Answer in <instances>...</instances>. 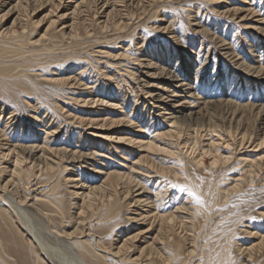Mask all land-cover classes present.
<instances>
[{"label": "rangeland", "instance_id": "374dc122", "mask_svg": "<svg viewBox=\"0 0 264 264\" xmlns=\"http://www.w3.org/2000/svg\"><path fill=\"white\" fill-rule=\"evenodd\" d=\"M149 1H146L147 3L145 1H142L141 3L140 1L137 2V0H107V3L109 5L107 4V7L103 8L104 10L98 9L96 12H94V10L88 11L82 7L80 15L79 14L76 15L79 19L75 15L73 16L70 15L65 18H58V16L64 11L62 12L56 11L55 13H49V15H47L46 13H48L50 5L48 6L44 5L45 7L42 6L41 10L40 8L36 9L38 11H36L33 14H30L28 18L25 17V22L27 23L25 30L23 29L22 24L16 25L17 31L22 34L24 33L23 35L26 36V38H24V44L26 41H28L27 40L28 38L37 39L38 38L37 35L38 34L40 35V33L41 34L44 33V31L47 29L46 30L47 35L44 37L43 40H41L39 44L37 43L28 46L25 45L26 47L25 50L27 49L25 51L26 52L25 57H27L25 58L26 61L27 60L31 61L30 59L33 58V61H31L32 65L30 66L31 68L30 67L27 68L30 70V71L27 70L28 71L27 74L32 82L35 80L33 82V88L38 90L36 92L32 90L31 91L29 90V92L28 91L25 92L24 93L25 99L23 98V93H21L22 95L18 94L15 97L8 96L6 94H5L6 96L4 94H0V103H1L0 106H2V104L5 103V107L7 108L5 109L4 107L2 113L3 115L0 114L2 115L0 116V124H1L0 126L5 128V130L7 129L6 132L11 133L9 135L11 136L13 135L12 137L14 138H11L13 140L14 139L19 141L23 139L28 140L26 139V137L23 138V136H20L18 138L17 136L19 132L18 128L20 129V127L23 126L22 124H24L23 127L25 129L27 128L26 134L28 136L30 133L31 134L33 133L35 135L38 134L37 135L38 137L36 136L38 138V139L36 138V140H38L37 143L44 144L42 143V141L46 139L45 137H49L45 141V144L50 145L51 147L62 148L63 145L66 146L68 145L67 147L73 148V150L80 149L81 152H86V151L94 152V156H93L94 160L100 159V157H102L101 158L102 160L99 161H101L102 163L101 167L103 168L115 169L118 166H120V168L127 169V166L137 158L134 157L135 155H130L133 156L131 158L127 157L128 154L127 151H132L130 149H135L137 151V156L141 155L142 153L146 154V158L143 161L139 162V164L137 165V167H139V173L142 172V174H144L143 171H148V167H149L148 165L150 164V162H153L156 165L158 164L163 166L167 165L174 167H180V165L184 164L187 167V169L190 170L189 172H191V175H193L194 178H196L197 180L200 179L201 200L203 201V203L209 204V206L212 205L210 203L215 201L216 197L218 196V193H220L219 187L225 189L233 180L237 179L236 177L241 178L240 190L232 192L233 194L232 193L228 194L227 196V198L229 199L228 208H226L224 212H221L220 215L228 216V214L226 215V213L230 212L229 214H231L232 211L234 210L239 217L245 214V218L236 224L237 225L235 231L236 232L235 241L237 243L236 246L241 245L242 248L250 247L249 248L250 252L248 253L253 258H257V260L260 259V262L258 260L260 264H264V241L261 239V236L264 235V160L263 159L261 160V169L257 170L256 172L257 175L256 174L252 175V179L250 181L245 180L244 176L242 178L243 174H241L242 170L246 167V165H244L245 163L243 162V159L245 157L247 158L251 157L254 159L256 157V159H258V157L262 156L264 158V142L261 145H259L262 142V140H264V120H263L264 117L262 118L263 115H255L254 113L245 112V111L244 112L241 111L239 113V110L234 111L233 107L231 108L223 105L222 106L215 105L214 107H209L207 114L206 113L204 114L205 117L202 116V118L195 125H192V127L196 129L195 131L197 134L195 133V136H198V138L201 140L202 145L206 144L208 140H211L210 137L212 138V140L215 141V145L212 149V153H204L201 150L200 153L199 149L193 153L192 151H189L191 149L187 148V145L184 141H186L185 138L192 139L191 136H193L194 134H192L191 130L188 129L187 126L185 127V125L180 126L181 135L177 139V141L175 138H169V137L155 138L156 145L152 149H147L146 147L143 146H137V145L130 146L129 144L124 142L120 137L121 136L128 137L127 135L129 134L124 135L122 132L120 133L119 132L120 129H118L119 127H121L120 125L119 127L117 125H114L113 127H109L108 124L105 127L100 128V126H97L95 124H91V125L88 124L87 120L83 123L81 121V119H85V118L91 120L93 119L99 120L103 118L116 119L120 117V114L122 113L124 114V112L125 113L128 112L127 113L128 115L136 116L139 114L137 111L140 110L143 113L144 112L149 113L150 105L147 102H146L147 105H143L142 103L147 98L144 92L150 90V88L147 87L149 86L148 84H150L152 81H155L156 79L148 78L144 74L147 71L146 68L143 69L144 67H141L142 65L140 63L142 60H148V59H151L153 62L156 63H161L162 58L159 56L158 57L155 56L157 55L155 54L157 52H160L161 55L162 53L163 55H169L168 56L169 58L166 57L168 62H165V66L166 67L168 66L167 69L169 71H172V73L173 71L174 73L177 72L175 75H178V73H180L178 75L180 78L185 73V72H180V70L182 69L181 67L183 65L182 63H184L185 62L184 60H186L184 55H187L190 51H192L193 53L190 52L192 55H189L192 59L193 58L192 56H195L193 54L195 53H197V55L199 54L198 59L195 57L196 58L195 64H197V60L199 61L201 58L203 59L207 57L208 61L206 65H203L204 68L201 69L203 71L206 66L205 69L206 72L203 71L204 73H202L201 70H199L201 72H198L199 74L198 76H200L199 81H201L199 83H203L200 84L202 85L201 87L204 86V88H202L203 91L201 90L202 95L204 96L207 95V97H211V96L213 97L214 95L213 98H215L216 94L219 95V96L216 95V98L220 97L221 95V89H220L221 85L219 83H218L219 85L216 84L217 78L221 76V79L225 80L224 79L225 72L228 69H231V67H233L229 65L230 61H228V58L226 56L225 58L219 57V54L217 53L219 51L217 49L219 45L218 41L231 44V47L235 52L233 53L240 58L241 57L244 58L245 61H249V54L247 55L246 53H249L250 49H248L249 46L247 47V45L250 44L253 45L251 49L254 50L253 53L254 55L257 56L256 59L258 58V54H260V51L264 53V50L259 49V47L261 48V46L264 45V33L255 30L253 31V29H251L250 27L253 24L252 23L253 20L255 19H260L262 21L264 20V0H151L150 2ZM77 2H80V0H76V3ZM146 4L149 7H147ZM100 5L101 4H99L98 6ZM224 6L225 9L232 7V8H240L241 10L249 9L251 12L254 9L253 15L251 16V14H249L247 18L244 17V19H242L240 16L243 15L244 12H242L241 10L237 11V13L235 12L233 16L231 14L228 15V13L221 12L222 9H223L222 11H224ZM33 7H36V5ZM109 8L112 9V14L109 15V17H107L106 19H104L103 14L106 13L109 10ZM6 9L7 7H0V15L4 13ZM71 9L72 8L68 6L65 12L69 13ZM248 18H250L251 20ZM50 19L53 20L55 19L56 21L54 23L55 27L52 26L46 28ZM72 19H75L77 20V22H79V25L76 29L77 32L73 29L70 30L65 27L71 22ZM11 20L12 17H10L9 15L5 16L1 20L2 22L0 21V26L3 28L10 25ZM121 20H123V22L126 24L124 27L116 25ZM196 20H198L201 27L204 26L205 32H200V33L198 32L199 30L197 25L196 26L194 25L195 23H198ZM164 27L165 29H163ZM71 31L72 33H70ZM67 32L70 34H74L75 36L74 35L69 36L70 34H68ZM182 38L185 41H183ZM259 39H261V41H259ZM150 40L153 41L151 42ZM176 40H181V41H179L180 43L178 44V41ZM244 41H247L246 43L249 44H246ZM153 43L157 45L155 46ZM163 43L164 44L166 43L168 45H163ZM241 44L244 45L241 46ZM158 46L161 47L159 48ZM168 47H170L169 49L171 50V52L169 49H166ZM157 48H159V50ZM183 48L184 49L189 48V50L187 49L189 52H187V50L185 51ZM145 49L146 51H143ZM162 49H164V51L166 50L167 52H163ZM199 50L202 51L203 53H201ZM257 51H259V53ZM132 52H133V56H132ZM255 52H257L258 54ZM41 53L42 55H40ZM127 54L128 56L131 54V56H129L131 60L127 58L128 57ZM200 54L202 55V57ZM205 54L207 56H204ZM238 54H240V56ZM135 55H137L138 57ZM153 56L156 57L157 59L154 58ZM140 57L141 59L142 58L143 59L141 60ZM180 57H182L183 60H181L179 63L177 59H179ZM134 58H137V60ZM17 59L18 58L14 60L16 61L15 63L16 64L21 63L20 62L21 59H18L19 61ZM216 59H219L218 65H216L218 71L214 73L213 71L214 65H212V62L213 60ZM174 65L177 67H175ZM223 65L225 66L223 67ZM174 69L177 70L175 71ZM224 69L226 70L225 72H223ZM130 71L132 72V74L135 73L136 75L130 74L129 73ZM210 71L214 74H211ZM230 71L233 72L234 70H230ZM200 73L202 76L200 75ZM211 75H213V77ZM233 77L234 75L228 77L227 82L233 83V80L236 79V77L234 78ZM242 77H244V75L240 74V76L238 77L237 84L238 82L242 85L244 84L243 81L240 80ZM62 78L66 79L64 83L60 82V79ZM237 84L235 88L238 86ZM218 90L220 92H217ZM128 92L131 93L128 94ZM135 92H137L136 95L134 94ZM243 92H241V94ZM38 93L39 95H37ZM119 93L126 96V99H124V101L126 102L119 99L120 97ZM209 94H211V96ZM245 94L247 93L244 92V95ZM238 95L239 96L236 99L241 101L240 103H244L246 101L244 99V96L242 97V95L240 94ZM239 97L240 98L242 97L241 100ZM21 98L25 103L22 102ZM239 101L234 103H239ZM0 109H2V107H0ZM9 111H14V113L11 112L10 114L11 116H9L8 114ZM130 111L132 112V114ZM240 114H243L241 116L242 118L237 120ZM35 116L38 117L41 116L39 119L42 121L46 118L44 120L45 122L40 121L35 123L34 122L35 119H33ZM148 116L149 115H147L146 118L144 117L142 119V123L144 125L147 124L146 125L147 128L150 127L148 129L149 132L155 134V131L156 132L158 130L163 131L165 129L164 124H161V126L159 127L158 125L160 124L154 126L153 124L155 122L154 120L155 118L152 120L149 119ZM139 117L142 118L141 114ZM139 117L137 116V118ZM22 118L24 119L23 120L24 122L22 121ZM6 123L8 126L6 125ZM31 123H33V126L37 130L34 129L33 131V129L28 128L29 127L28 125H30ZM5 125L7 128L5 127ZM56 127H58V129L53 131ZM45 128H47V130H44ZM130 129L133 130L134 127H130ZM40 130L42 131L41 133ZM45 131L46 132L49 131L48 134L49 136L45 135ZM74 132L78 135L76 136ZM189 132H191V134ZM78 138H80V140ZM141 140H143V143L140 142V144L143 145L147 140V138L146 137L144 138L143 135L141 137ZM241 141L244 142L243 145L241 144L242 143ZM197 146L200 148L201 145L198 144ZM199 154H202L201 157L203 164L199 167L194 168L193 165L194 161L191 159H193V157L195 158L199 156ZM216 156H218L221 160L217 161V163L213 165V159L217 158ZM52 157L57 161H60V166L66 165L65 169L63 168L61 169L60 167L61 171H59L58 174L59 176L58 190H59V195H61L63 199V204L65 207V213H64L65 219H62L60 215L57 216V214L54 212H49V210L47 211L41 210L42 211L41 212L40 209H38L39 206L32 205L31 201L27 202L26 205H23L22 206V208L24 207L23 209L21 207H17L16 203L13 204L14 202H16L14 200L18 197L23 196V194L22 196L20 195L22 193V190L19 188L16 189L15 191L14 190L9 191V193H7V195L5 196L7 197V200L9 199L8 201L10 202V204H13L15 210L17 211V216L19 217L17 220V223L19 224L17 225L23 228L24 235H26L27 238L29 237V240L34 245L36 244V246H38L41 253L45 255L46 258L45 260L47 261V258H49L50 259L49 260L50 262L48 261L49 264H65V263L73 264L74 255L71 254L64 240L61 239L62 236L59 237L57 234H55L56 231L62 233V230L64 228L65 230H72V227H70L72 225V220L69 216H71L70 214L73 213L74 211L73 207L71 206L72 197L70 195V192L72 191L73 187L71 183L65 182L64 178L70 175L69 172L70 169L73 167L72 165H75L76 167L78 163H81L82 165L81 168H79V172H82L83 177H85L86 175H90V173L93 172L90 171L91 169H93V167H95L96 169H101V168H98V165H95L94 162H92V159L88 160L87 163L76 161L77 159H75V161L71 160L69 162V159L66 158L68 157V154H64L63 152H60L57 155L54 154V156L52 155ZM62 157L65 158V160ZM126 157L127 160L125 159ZM3 159L0 154V170L1 167L5 165V159L4 160ZM42 165L43 164L40 165L37 164L34 165L35 166L34 167L33 165H31L29 161H26L22 164V167L24 170L29 169L28 171H32V173L35 176L37 173H39L38 171H40ZM38 167L40 168L38 169ZM86 169H89V171H84ZM152 174L154 176L157 175L155 173ZM2 176L3 175L0 174V181L3 179L5 175L3 177ZM34 176L33 177L30 176L31 179L29 180H32ZM97 176L100 179H102L101 174ZM133 176L139 179L136 173H133ZM160 176H162V178H160V180L158 181L154 177H151L148 180L147 177L145 176L144 180L147 181L148 184L146 185L148 187L154 188L159 182H161V180L165 184L171 182L172 180L171 173L160 174ZM166 177L169 178L170 180L167 179ZM54 178L55 177L50 178L49 182H52ZM86 181L92 182L90 181V179H86ZM33 183L35 182L33 181L32 183L26 184L29 185L27 186L28 192L32 193V191L35 188H38L41 185L43 186V184L46 185V183H41L33 186L32 185ZM183 183L181 182V184ZM182 193L184 194V192ZM179 194L177 198L184 196L183 194L181 195ZM192 196L193 195L190 194V198L187 201H189L190 203L193 202L196 203V199H197L195 198L196 196L193 197ZM166 198L167 199L164 200L165 202L164 204H166L170 196L169 197L167 196ZM97 203L101 205V201H98ZM167 205H169L171 208L174 206L173 203L169 201L167 202ZM121 206H122L121 207L122 211L120 212L119 215L120 218L117 228H119V230H122V228L123 229L126 228V230L131 234V232L135 231L134 227L138 225L137 223H134L130 219L132 216H134V214L131 212L132 211L131 209H133L134 207H131L125 202L122 203ZM19 210L20 211L23 210L22 211L23 214L22 212L20 213ZM44 213H46V215ZM49 213L51 214V216H53L54 213L56 217L54 216V218L53 217L51 218ZM25 217L27 220L25 219ZM217 217L218 215L216 214L211 215L210 218L202 220L200 223L201 226L196 228L197 232L195 234V237H193L196 238L195 239L196 248L197 246L200 247L202 243H203L202 246L204 247L205 241L208 240L209 236H211L213 233L218 232L217 234L220 233L223 234L231 230L228 229L227 226L228 223H224L222 221L219 222V220L216 219ZM62 220L64 221L66 220V221L64 222ZM69 220H71V224L70 222H68ZM51 222H53V224ZM127 231L126 233H128ZM96 236L101 237L99 235H95L94 237ZM17 237L18 236H16V238ZM107 238L104 239V242H105V246L109 247V245L114 241V239H112L113 238L112 236H109ZM64 246H66V248ZM184 247L187 248V244L183 245V248ZM9 249H10L9 250L10 253L14 254L13 259L17 261V263L26 264V261L27 264L33 263L30 262L32 261V259L29 261L30 257L27 256L24 245L19 244L16 248L14 246L13 247L11 246ZM16 256L19 258V260H17L18 258ZM235 257L237 258V260H239L242 259L244 255L238 252L235 253ZM26 258L29 259L26 260ZM146 259L148 258L143 257L140 260H138L137 263L138 264H148V262H150V264L153 263L150 258L149 260ZM193 259L194 258H191V261H193ZM188 260L190 261V258H188ZM188 260L187 262H189Z\"/></svg>", "mask_w": 264, "mask_h": 264}, {"label": "bare ground", "instance_id": "6f19581e", "mask_svg": "<svg viewBox=\"0 0 264 264\" xmlns=\"http://www.w3.org/2000/svg\"><path fill=\"white\" fill-rule=\"evenodd\" d=\"M139 1L142 3V1L146 2L149 0H137V2H139ZM134 2H136V1H134ZM66 3H69L70 5L66 4ZM99 4H101V5L98 6ZM107 4H108L107 0H80V2H77V3H76V0H0V7H7L6 11L0 15V21L5 16L9 15L10 17H12L10 25L3 27V28L0 26V94H4V95L6 94L8 96H14L15 97L16 95H18V94L22 95L21 93H23V98L25 99V96H24L25 92H27V91L29 92V90L36 92L38 90V89L33 88V82L35 80L32 82L30 80V77H28V74H27V72H28L27 70H29L27 68H29L32 65L31 61H33V58L30 59L31 61H28V60L26 61L25 58H27V57H25V53H26L25 51L27 49L25 50V48H26L25 45L28 46V45H34L37 43L39 44L41 42V40H43L44 37L47 35V33H46L47 29L44 31V33H42V34L40 33V35L38 34L39 36L37 35V37H38L37 39L28 38L27 39L28 41H26L27 43L25 42V44H24V38H26V36L23 35L24 33L22 34V33H19L17 31L16 25L22 24L23 29L25 30L26 24H27L25 22V17L28 18L30 16V14H33L36 11H38L36 9L40 8V10H41V7L44 5L45 6L50 5L48 13H46L47 15H49V13H55L56 11L57 12L58 11L59 12L64 11L59 16L58 15L57 16H58V18H65V17L70 16V15L71 16H73V15L76 16L78 14L80 15L82 7L88 11L94 10V12H96L98 9L101 10V9L107 7ZM148 4H150V3H148ZM35 5H36V7H33ZM68 6H70L72 9L69 13H66L65 11L67 10ZM146 6H147V4H146ZM147 7H149V6H147ZM222 7H223V5H222ZM251 9H253V8H251ZM143 10H144V7H143ZM222 10H221L222 13H228V15L231 14L233 16L235 14V12L237 13V11H240L241 9L240 8H232V7L225 9V6H224V11H222ZM253 10H252V12L249 9L241 10L242 12H244V14L242 13L243 15H241L240 17L242 19H244V17L247 18V16L249 14H251V16H252ZM141 12H143V11H141ZM221 12H220V15H221ZM111 14H112V9L109 8V10L103 14L104 15L103 18L106 19ZM46 16H44V17H46ZM75 19H72L71 22L68 25H66L65 27L67 29H70V30L73 29L76 31V29L79 25V22H77V20H75ZM248 19H250V18H248ZM108 20H109V18H108ZM118 20H119V18H118ZM196 21L198 22V20H196ZM55 22H56L55 19L54 20L50 19L46 28L52 27V26L55 27L54 26ZM252 23L253 24L250 27H251V29H253V31L255 30V31H260L261 33L262 32L264 33V20L262 21L260 19H255V20H253ZM116 25L124 27L126 24L123 22V20H121ZM194 25L195 26L197 25L199 33L205 32L204 26L201 27L199 22L195 23ZM163 29H165V27ZM70 33H72V31ZM70 33H68V34H70ZM72 35H74V34H70L69 36H72ZM74 36H73V38H74ZM141 36H143V35H141ZM174 36H176V35H174ZM245 37H247V36H245ZM255 38H257V37H255ZM182 40H183V38H182ZM150 41L152 42L153 40H150ZM176 41H178V44H179L180 43L179 41H181V40H176ZM183 41H185V40H183ZM257 41H258V39H257ZM259 41H261V39H259ZM151 42H149V43H151ZM218 42H219V45H218L217 49L219 51L217 53L219 54V57L225 58V56H226L228 58V61H230L229 65L233 66V67H231V69H228L227 71L225 69H224V71L222 70L223 72L226 71L225 75H224L225 80H222L220 75H219L220 77L217 78L216 84L219 83L221 85L220 86L221 88L219 87L221 89L220 97L216 98V95H218V94L215 95L216 99L213 98L214 95L212 97L211 94H209L211 97H207V95L206 96L202 95L201 92L203 91L202 88H204V86L201 87L202 85H200V84H203V83H199L201 81H199L200 76H198L199 75L198 72L202 71L201 69L204 68L203 65H206L208 60H207V57H205L203 59L201 58L199 61L197 60V64H195L196 58L198 59L199 54L198 55H197V53L193 54L195 56H192L193 58L191 59V57L189 55H192L191 53H193V52L190 51L191 52L190 53L188 51L190 46H191L190 45L189 48H187L188 50L186 48L185 49L183 48L185 51L187 50V52H189V53L187 55H184L186 60H184L185 62L182 63L183 64L182 67L180 66L182 68L180 70V72H185L184 73L185 75L183 74L181 78L178 76L180 73H178V75H175L177 72L174 73V71H173V73H172V71H169L167 69L168 66L167 67L165 66V62H168L167 58H169L168 57L169 55H163V53L161 55L160 52L155 53V54H157V55H155L156 57L159 56L162 58L163 63H162V61H161V63H156V62H153L151 59L142 60L143 58L141 59V57H140V59L143 61V62L141 61V63H140L142 65L141 67H144L143 69L146 68V70H147L144 74L148 78L156 79L155 81H152L150 84H148L149 86H147V87H149L150 90H147L146 92H144V94H146L147 98L142 103H143V105H147V103L150 105V108H149L150 112L149 113L144 112L145 113L144 114L138 108L140 111H137L139 114L136 116L128 115L127 114L128 112L127 113L124 112V114L123 113L120 114L121 113L120 112L119 113L120 117L116 118V119L103 118V119H99V120L98 119L91 120V119L85 118V119H81L82 123L87 120L88 124H90V125L95 124L97 126H100V128H103L108 124H109L108 125L109 127H113L114 125H117L119 127V125H120L121 127L118 128V129H120L119 132L120 133L122 132L124 135L129 134V135H127L128 137H123V136L120 137L124 142H126L130 146L131 145L132 146H134V145L143 146V147H146L147 149H152L156 145L155 138L169 137V138H175L177 141V139L181 135L180 134V130H181L180 126L185 125V127L187 126L188 129L191 130L192 134H194L193 136H191L192 139H189V138L186 139L185 138L186 141H184L187 145V148L191 149L189 151H192V153H193L199 149V151L201 150L204 153H212V149L215 145V141L212 140V138L210 137L211 140H208V142L206 144L202 145L201 140L198 138V136H195V133H196L195 130L196 129H194L192 127V125H195L202 118V116L205 117L204 114L205 113L207 114L209 107H214L215 105H221V106L223 105V106H228L231 108L233 107L234 111L239 110V113L241 111H243V112L245 111V112L254 113L255 115H263L262 118L264 117V58H263L264 53L262 51H260V50H264V47H263L264 45L261 46V48L259 47L260 54H258L259 51H257L258 53L255 52L258 54L257 59H256L257 56L254 55V53H253L254 50L251 49L253 47V45L252 44L247 45V47L249 46L248 49H250V52L246 53L247 55L249 54V61H245L244 58H242V57L240 58L234 54L235 52H234L233 48L231 47V44L221 42V41H218ZM244 42L246 43L247 41H244ZM201 44H202V42H201ZM246 44H249V43H246ZM163 45H168V44L163 43ZM199 45H200V43H199ZM243 45L241 44V46H243ZM158 47L160 48L161 46H158ZM200 47H201V45H200ZM159 48H157V49L159 50ZM169 48L170 47H168L166 49H169ZM164 49H162V51L167 52L166 50L164 51ZM153 50H154V48H153ZM158 50H156V51H158ZM169 50H168V52H169ZM191 50H192V48H191ZM34 51H35V49H34ZM38 51H40V50H38ZM143 51H146V49ZM151 51H152V49H151ZM148 52H147V54H148ZM170 52H171V50H170ZM200 52L203 53L202 51H200ZM32 53H33V51H32ZM153 53H154V51H153ZM128 54H127V56H128ZM167 54H170V53H167ZM206 54H207V52H206ZM206 54L204 56H207ZM40 55H42V53ZM238 55L240 56V54H238ZM129 56H131V54ZM129 56L127 58H129ZM132 56H133V52H132ZM135 56H137V55H135ZM174 56H175V54H174ZM156 57H154V58H156ZM201 57H202V55H201ZM16 58L21 59L20 60L21 63L16 64L15 63L16 61H14V60H16ZM44 58H45V56H44ZM38 59H40V58H38ZM129 59L131 60V58H129ZM134 59L137 60V58H134ZM208 59H210V58H208ZM181 60H183L182 57L177 59V61L179 63ZM159 61H160V59H159ZM218 61H219V59H216V60H213L214 63L212 62V65H214L213 66L214 73L218 71V68L216 66V65H218ZM51 62H53V61H51ZM76 62H78V61H76ZM42 63H44V62H42ZM137 63H138V61H137ZM212 65H211V67H212ZM220 65H221V63H220ZM224 66L225 65H223V67ZM175 67H177V66H175ZM205 69H206V66H205ZM205 69L203 71L206 72ZM199 70H201V71H199ZM230 70H234V71L231 72ZM203 71H202V73H204ZM129 73L132 74L131 71ZM214 73L211 72V74H214ZM220 73H221V71H220ZM130 74H129V76H130ZM240 74L244 75V77H242L240 79L241 81H243V83H244L243 85L240 84L239 82L237 84L238 77L240 76ZM132 75H136V74L134 73ZM200 75H201V73H200ZM209 75H206V76H209ZM232 75H234V77H236L237 80L234 79L233 83L230 81L232 83L231 84V83H228L227 81H228V77H231ZM211 76L213 77V75H211ZM138 79H139V77H138ZM210 79H211V77H210ZM46 80H48V79H46ZM65 81H66V79H64V78L60 79V82L64 83ZM146 83H149V82H146ZM236 84L238 86L235 88ZM214 90H215V88H214ZM127 91H128V89H127ZM243 91L247 94L244 95ZM35 92H33V93H35ZM217 92H220V91L218 90ZM241 92H243V93L241 94ZM130 93L128 92V94H130ZM136 93L137 92H135L134 94L136 95ZM238 94L242 95V97L244 96V99L246 100L244 103H240L241 101L236 99L239 96ZM37 95H39V93ZM119 96H120L119 97L120 100L124 101V99H126L125 95L120 94ZM129 96H131V95H129ZM32 98H33V96H32ZM32 98H30V99H32ZM136 98H137V96H136ZM241 98H240V100H241ZM76 99H77V97H76ZM21 100H22V98H21ZM234 100H236V101H234ZM6 101H7V99H6ZM238 101H239V103H234V102H238ZM22 102H24V101L22 100ZM124 102H126V101H124ZM136 103H138V102H136ZM0 107H2V109H0L1 110L0 114H2L4 107H5V103L2 104V106H0ZM36 107H37V105H36ZM123 107H125V106H123ZM5 109H7V108L5 107ZM8 109H10V108H8ZM13 110H14V108H13ZM11 112L14 113V111H9L8 112L9 116H11L10 115ZM131 114H132V112H131ZM140 114H141L142 118L139 117ZM2 115H0V116H2ZM147 115H149L148 116L149 119L153 120L155 118L154 119L155 122L153 124L154 126H157L158 124H160V125H158V127H159V126H161V124H164L165 129L163 131H161V130H158L157 132L155 131V134L152 132H149L148 129L150 127L147 128L146 127L147 124L144 125L142 123V119L144 117L146 118ZM242 115L243 114H240V116L237 120L241 119ZM137 116L139 118H137ZM40 117L35 116L33 118V119H35L34 122L36 123V122L42 121L39 119ZM23 120L24 119L22 118V121ZM44 120L42 122H45ZM263 120H264V118H263ZM145 121H146V119H145ZM145 121H144V123H145ZM147 121H148V119H147ZM47 122H49V121H47ZM7 123H8V121H7ZM7 123H6V125H7ZM148 123H149V121H148ZM6 125H5V127H6ZM22 125L24 126V124H22ZM23 126H21L20 129L18 128L19 132H18V135L17 134L16 135L18 136V138L20 136H23V138L26 137V139H28V140H25L22 138L23 140H20V141L15 140V139L14 140L11 139V138H14V137H12L13 135L12 136L9 135L11 133L6 132L7 129L5 130V128L0 126V154H1L2 159L3 158L5 159V165H3L1 167V170H0V174L3 176L5 175L4 177L2 176L3 179L0 181V264H20V263H17V261H15L13 259L14 254L10 253V251H9L10 250L9 248L11 246L12 247L14 246L16 248L19 244L24 245L25 250H26V254L28 257H30V259L26 258V260L29 259V261H30L32 259V261H30V262H33L32 264H49L48 261L50 259L47 258V261L45 260L46 259L45 255H43V253H41L38 246H36V244L34 245L29 240V237L27 238L26 235H24L23 228H21L19 225H17V224H19V223H17V220L19 217L17 216V211L15 210L13 204L16 203L17 207L22 208L23 205H26L27 202L31 201L32 205H38L39 206V208L38 207L37 208L40 209V211L41 210H46V211L49 210V212H54L57 214V216L60 215L62 217V219H65L64 218L65 217V214H64L65 213V207L63 204V199H62L61 195H59V190H58V188H59V176H58V174H59V171H61L60 167H61V169L62 168L65 169L66 165L60 166V161H57L56 159H54L52 157V155L53 156H54V154L57 155L60 152H63L64 154H68V157H66V158L69 159V162L71 160L75 161V159H77L76 161H81V162L87 163L88 160L92 159V162H94L95 165H98V168H101V169H96L95 167H93V169L90 170L93 172H91L90 175H86L85 177H83L82 172H79V168H81L82 165H81V163H78L76 167H75V165H72L73 167L70 169V172H69L70 175L67 176L66 178H64L65 182L71 183V185L73 187L72 191L70 192V195L72 197L71 206L73 207L74 211H73V213L70 214L71 216H69L72 220V225L70 226V227H72V230H65V228H64L62 230V233H59L57 231H56V233L55 232L54 233L57 234L59 237H61V236L64 237V238L61 237V239L64 240L67 248L69 249L71 254L74 255L73 256L74 257L73 264H138L137 263L138 260H140L143 257L148 258L146 260H149V258H150L153 262V263L151 262L152 264H154V262H155V264H260L259 263L260 259H258L259 260V262H258L257 258H253L248 253V252H250V250H249L250 247L242 248L241 245L236 246V244H237L235 241V235H236L235 231H236V226H237L236 224L245 218V214L242 215L241 217H239L235 213V210H234V211H232L231 214H229L230 212H227L226 215L228 214V216L220 215L221 212H224L225 209L228 208V201H229V199L227 198L228 194L235 192L237 190L238 191L240 190V188H241V180L240 179L241 178L233 176V177H236L237 179L234 178L235 180H233L227 186V188L222 189L221 187H219L220 193H218L216 200L210 203L212 205L209 206V204H205L201 200L200 179L197 180L196 178H194L193 175H191V172H189L190 170H188L184 164L180 165V167H174V166H167V165H165V166L158 165V164L156 165L155 163L150 162V164L148 165L149 166L148 171H143L144 174H142V172L139 173V167H137V165L139 164V162L143 161L146 158V154L142 153L141 155L137 156V151L135 149H130L132 151H127L128 152L127 157L131 158L133 156H130V155H135L134 157H137V158H136V160H134L131 164H129L127 166V169L120 168V166H118L115 169L103 168V167H101V165H102L101 161H99V160H102L101 159L102 157H100V159L94 160L93 159L94 152H87V151L81 152L80 149H74L73 150V148H68L67 147L68 145L67 146L63 145L62 148L51 147L50 145L45 144V141L49 137H45L46 139H44L42 141V143H44V144L37 143L38 140H36V138L38 137L37 136L38 134L35 135L33 133L32 134L30 133L31 134L30 135L27 132L29 134V136H28L26 134L27 128L25 129ZM28 126H29L28 128L33 129V131H34V129H36L33 126V123H31ZM47 126H48V123H47ZM130 127H134V129L131 130ZM261 128H263V127H261ZM57 129H58V127H56L53 131H55ZM118 129H117V131H118ZM28 130H30V129H28ZM44 130H47V128H45ZM14 131H16V130H14ZM41 132L42 131L40 130V133ZM191 132H189V133L191 134ZM241 132H243V131H241ZM66 133H68V132H66ZM48 134H49V131L48 132L45 131V135L49 136ZM250 134H251V132H250ZM77 135L78 134H76V136ZM143 135H144V138L145 137L147 138V140L145 141V143L143 145H141L140 142L143 143V140H141V137ZM203 137H204V134H203ZM80 138H81V136H80ZM80 138H78V139L80 140ZM61 139H63V138H61ZM64 142H63V144H64ZM263 142H264V140H262V142L259 145H261ZM243 143L244 142H242L241 144L243 145ZM198 144L201 145L200 148L197 146ZM204 148H206V149H204ZM201 151H200V153H201ZM246 152H248V151H246ZM95 154H97V153H95ZM138 154H139V152H138ZM101 156H103V155H101ZM201 156H202V154H199V156H197L195 158L193 157V159H191L194 161V164H193L194 168L199 167L203 164ZM127 157L125 158L126 160H127ZM216 157L217 158L213 159V165L215 163H217V161L221 160L218 156H216ZM242 158H244V157H242ZM250 158L245 157L243 159V162L245 163L244 165H246V167L244 166L245 168L242 170V172L240 171L241 174H243L242 178L244 176V179L247 181H250L252 179V175H255V174L257 175V173H256L257 170L261 169V160L262 159L264 160V158L262 156L258 157V159H256V157H255V159L254 158L250 159ZM57 159H58V157H57ZM63 159L65 160V158H63ZM224 159H226V158H224ZM26 161H29L31 163V165H33V166L37 165V164L38 165L43 164L41 168L38 167V169L40 168V171H38L39 173L36 172L37 174L35 173L36 175L34 176L32 171H28L29 169L24 170L22 167V164ZM223 162H224V160H223ZM98 163H100V164H98ZM89 165H92V164H89ZM152 168H153V170H152ZM240 170H241V168H240ZM84 171H89V169H86ZM197 171H198V168H197ZM234 171H236V170H234ZM31 173L34 176V178L32 180H29V179H31L30 176L33 177L31 175ZM133 173H136V175L138 176L139 179H137L135 176H133ZM152 173H155L157 175L154 176ZM158 173H159V175H158ZM170 173H171V177H172L171 182H168L165 184L161 180V182H159L156 185V187H154V188L148 187L147 181L144 180V178L146 176L148 180L151 177H154L158 181V180H160V178H162V176H160V174H170ZM99 174H101L102 179H100L97 176ZM53 177H55L54 180L52 182H49V179L53 178ZM86 179H90V181H92V182H88V181H86ZM167 179H169V178H167ZM33 181L35 182L32 184L33 186L37 185V184H41V183H46V185L43 184V186L41 185L38 188H35L32 191V193L28 192L27 186H29V185H26V184L32 183ZM143 182H145V183H143ZM181 182L182 183L184 182L183 183L184 185L181 184ZM84 183H86V184H84ZM173 185H179L180 188H185L188 191L184 192V194H183L182 192H180V188H174ZM171 186H172V188H171ZM18 188L22 190V193L20 195L22 196V194H23V196L16 198L14 200L16 202L13 201L14 203L11 202L13 204H10V202L8 201L9 199L7 200V197L5 195H7V193H9V191H12V190L15 191ZM29 189H30V187H29ZM14 193H16V192H14ZM171 193H172V195H171ZM179 193L183 194L184 196L182 195L183 197L177 198ZM193 193L195 194L193 196H196L195 198H197V197L199 198V200L196 199V203L193 202L194 204L187 201L190 198V194L192 195ZM166 194L168 197L170 196V198L167 200V202L168 201L172 202L174 205L172 208L169 205H167V202H166V204H164L165 203L164 200L167 199ZM181 194H179V195H181ZM98 201H101V205L99 203H97ZM124 202L126 204L130 205L131 207H134L133 209H131L132 210L131 212L134 214V216H132L130 219L134 223L138 224V225L135 224L136 225V227H134L135 231L132 230L134 232H131V234L126 230V228L125 229L122 228V230H119V228H117L118 227L117 225L119 223V218H120L119 215H120V212L122 211L121 205ZM22 211H20V213ZM24 212H25V210H24ZM54 213H53V216H51V214L49 213L51 218L52 217L54 218V216H55ZM22 214H23V212H22ZM25 214H27V213H25ZM44 214L46 215V213H44ZM213 214L218 215V217L216 219L219 220V222L222 221L224 223H228L227 224L228 229L229 230L231 229V230L229 232L223 233V234H221V233L217 234L218 232L213 233L211 236H209V239L205 241L204 247L202 246L203 245V243H202V245L200 247L197 246V248H196L195 247L196 246L195 245L196 244V241H195L196 238H193V237H195V234L197 232L196 228L201 226L200 223L202 220L210 218L211 215H213ZM25 219H26V217H25ZM58 219H59V217H58ZM71 220L68 221V222H70V224H71ZM88 220H89V222H88ZM62 221H64V220H62ZM51 223L53 224V222H51ZM60 224H62V223H60ZM70 224H68V225H70ZM25 225H26V223H25ZM48 226H49V224H48ZM63 227H64V225H63ZM65 227H66V225H65ZM12 229H14V230H12ZM126 231L128 233H126ZM48 232H49V230H48ZM95 235H99L101 237H97V236L94 237ZM16 236H18V237L16 238ZM109 236H112L113 237L112 239H114V241L112 240L113 242L109 245V247L108 246L106 247L104 239L109 237ZM261 239L264 241V235L261 236ZM186 244H187V248L186 247L183 248V245H186ZM66 246H64V247L66 248ZM238 252H240L244 255V257L242 259L237 260V258L235 257V253H238ZM22 257H24V256H22ZM188 258H190V261L188 260ZM191 258H194L193 261H191ZM17 260H19V258ZM187 260L189 262H187ZM144 263H146V262H144ZM22 264H24V263H22ZM26 264H27V261H26ZM148 264H150V262H148Z\"/></svg>", "mask_w": 264, "mask_h": 264}, {"label": "snow or ice", "instance_id": "6c2138e0", "mask_svg": "<svg viewBox=\"0 0 264 264\" xmlns=\"http://www.w3.org/2000/svg\"><path fill=\"white\" fill-rule=\"evenodd\" d=\"M173 187H174V188H180V186H179V185H173ZM180 191H181V192H187L188 190H187V189H185V188H180ZM192 195H195V194L193 193ZM197 200H199V198H198V197H197Z\"/></svg>", "mask_w": 264, "mask_h": 264}]
</instances>
